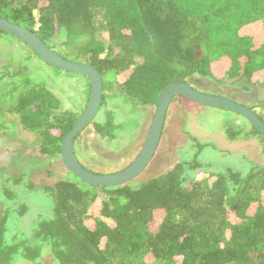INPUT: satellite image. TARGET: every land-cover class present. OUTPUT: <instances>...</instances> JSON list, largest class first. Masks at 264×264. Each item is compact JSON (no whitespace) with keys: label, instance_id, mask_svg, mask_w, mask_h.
<instances>
[{"label":"trees","instance_id":"trees-1","mask_svg":"<svg viewBox=\"0 0 264 264\" xmlns=\"http://www.w3.org/2000/svg\"><path fill=\"white\" fill-rule=\"evenodd\" d=\"M98 13L105 42L97 38ZM0 17L34 31L63 58L99 71L102 118L90 126L108 144L139 126L137 118L120 119L124 106L157 107L171 83L242 77L264 88V0H0ZM0 56L7 58L0 68V132L19 117L39 136L42 157L61 158V142L82 114L63 110L47 80L67 73L90 87L88 79L50 67L2 31ZM249 127L247 135L260 137L264 148V138ZM85 130L74 141L78 161L108 174L81 161L77 142ZM226 133L235 140L242 132ZM183 168L104 188L62 164L61 177L45 187L54 214L36 222L37 231L58 264H264V166L245 175L198 172L189 182ZM4 224L0 264L17 249L3 238ZM25 250L32 260L35 251Z\"/></svg>","mask_w":264,"mask_h":264},{"label":"rangeland","instance_id":"rangeland-1","mask_svg":"<svg viewBox=\"0 0 264 264\" xmlns=\"http://www.w3.org/2000/svg\"><path fill=\"white\" fill-rule=\"evenodd\" d=\"M96 19L97 38L105 42L107 37L102 24L104 19L99 13L96 14ZM12 50L16 52L17 48ZM6 52L7 49L3 55H6ZM6 61V57L0 56V68ZM37 61L41 62L37 59L33 63L37 64ZM41 73L48 75L45 71ZM67 75L65 73L60 78L52 75L53 77L47 80L48 88L60 99L63 110L82 114L88 103L90 87L86 82L82 86L81 80ZM190 85L198 91L219 94L253 107L259 116L264 117V88L251 86L242 77L220 83L215 79L194 77L190 79ZM113 106L111 103L109 108ZM155 111L156 106H124L120 111V119L137 118L139 126L130 133H122L117 140L109 144L105 139H100L89 126L77 142L81 161L87 167L110 173L128 167L144 144ZM101 118L100 113L97 119ZM14 121L16 126H10L9 131L0 132V216L7 209H18L26 205L28 213L20 222L23 223V229L29 232L32 231L31 223L37 220L35 218H51L54 214L53 200L44 187L61 177L63 163L61 158L52 160L40 156L39 136L24 129L19 117ZM230 128L242 132L237 139L231 140L227 137L226 131ZM249 128V124L239 116L229 115L218 109L203 108L179 99L169 108L168 121L152 162L137 180L143 182L157 177L180 162L193 158L203 162L210 161L211 158L215 159L212 162L220 159L223 163H230L241 170L263 167V142L260 137L248 136ZM20 178L22 182H18Z\"/></svg>","mask_w":264,"mask_h":264},{"label":"water","instance_id":"water-1","mask_svg":"<svg viewBox=\"0 0 264 264\" xmlns=\"http://www.w3.org/2000/svg\"><path fill=\"white\" fill-rule=\"evenodd\" d=\"M0 31L25 43L42 62L65 72L83 75L90 84L87 106L73 129L63 138L60 157L67 171L84 183L94 187L118 188L135 181L152 162L162 139L167 113L178 96L197 105L221 109L242 117L264 138V121L250 107L224 96L208 94L193 88L189 83L175 82L166 86L159 97L154 116L135 160L124 170L113 174H96L86 169L77 159L75 138L88 128L98 116L103 103V81L99 71L87 63L71 62L49 48L38 35L25 27L0 17Z\"/></svg>","mask_w":264,"mask_h":264},{"label":"flooded vegetation","instance_id":"flooded-vegetation-1","mask_svg":"<svg viewBox=\"0 0 264 264\" xmlns=\"http://www.w3.org/2000/svg\"><path fill=\"white\" fill-rule=\"evenodd\" d=\"M179 99L177 100L176 97L172 105L176 103V101H179ZM167 121H168V117L165 120V125ZM213 160L215 159L211 158L210 161L203 162L201 159L199 160L193 158L188 161H182L179 164H183L184 166L183 171L187 173V182L196 178L198 172L199 173L210 172V173L224 174V175L242 173L245 175L252 169L251 167L248 170H241L239 167L235 168L234 165H231L230 163H226V162L223 163L222 162L223 160L217 159L215 162H212ZM113 173L109 172L108 174H113ZM188 176H190L189 177L190 179L188 178ZM18 182H22V179L21 178L18 179ZM28 210L29 209L26 205H22L18 209H12V210L7 209L3 211L4 213L0 216V223L2 222V220H4L5 223L4 228L6 229L3 238H5L8 246L12 248L17 247L16 250L14 249L15 252H13L10 255L7 262L4 261L2 263L3 264H58L56 258H54V256L52 255L50 248L47 247V245L42 241L41 239V237H43L42 234L37 231L38 226L36 225L37 224L36 222L40 221V219H49V218L42 216L35 218L37 220L31 223L32 231L26 232L23 229L24 226L23 223L20 222V219L28 213ZM25 247H30V249L35 251L36 255L32 260L27 257V250H25Z\"/></svg>","mask_w":264,"mask_h":264}]
</instances>
